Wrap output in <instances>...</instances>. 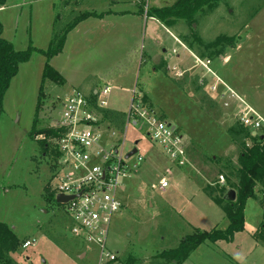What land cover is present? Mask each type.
Instances as JSON below:
<instances>
[{
    "label": "rangeland",
    "instance_id": "obj_1",
    "mask_svg": "<svg viewBox=\"0 0 264 264\" xmlns=\"http://www.w3.org/2000/svg\"><path fill=\"white\" fill-rule=\"evenodd\" d=\"M175 1L118 0L119 4L111 8L138 10L141 5L145 15L151 7L170 6ZM73 3L6 0V8L0 13L2 37L11 41L15 50L26 49L28 40L44 50L51 42L57 45L65 29L81 16L78 13L73 16L74 11L82 10ZM90 3L100 10L99 5L105 0L80 1L81 6ZM68 21L70 24L65 27ZM91 25L94 32L99 30L97 37L91 34L83 39L71 35L66 51L57 59L54 58L58 54L53 56L49 64L55 68L62 63L68 68L79 65L85 77L100 89L106 81L100 80L99 74L112 70L108 63L105 67L101 63L117 61L116 53L120 49L119 67H128V47H124L122 33L121 36L104 33L106 29L113 33L112 27H101L96 21ZM149 27L150 21L146 26L144 19L143 36L139 35L138 44L134 45L136 61L125 75L113 82L115 86L112 85L106 98L104 111L120 116L116 117L114 126L122 130L126 126L123 115L129 110L134 89L148 92L159 102L151 105L157 115L163 118L165 111L166 121L183 135L188 162L179 167L147 139L144 129L127 126L125 150L136 148L144 163L136 173L120 179L116 191L122 207L113 215L106 239L107 251L116 256L114 264H174L159 254L175 249L183 237L196 230L225 229L228 225L225 213L203 190L208 186L219 190L226 187L228 180L233 181L228 168L237 166L242 143L250 145L248 139L232 140L227 132L230 127L238 126L243 104L264 118V0H218L214 9L196 14L193 23L178 21L172 33L185 48L159 25ZM219 38L222 41L213 47ZM229 43L231 46H227ZM72 44L77 52L70 50ZM191 52L201 60H211L208 67L213 73L207 72L203 81L217 83L218 91L223 92L228 102L226 106L222 102L201 101L204 95L201 93L198 99L189 97L195 93V84L182 81L186 72L181 68L195 62ZM142 54L164 58L168 66L178 63L177 68L167 73L164 64H139L138 57ZM224 54L230 59L226 66L218 58ZM44 63L45 58L38 55L32 62L19 66L0 111V223L10 227L19 240L16 251L0 259V264H98L99 248L72 237L71 222L63 205L55 199H46L44 189L53 195L50 184H56L51 168L54 153L38 142L39 135L53 125L61 112L64 95L71 91L50 81L41 85ZM203 70L199 65L195 71L200 76ZM176 79L181 83L177 85L182 94L174 84ZM184 84L185 91L188 90L185 93ZM216 92L212 95L216 96ZM135 159L132 157L129 163ZM219 176H223L224 184L218 183ZM162 178L169 184L164 191L159 190ZM260 225H264V203L257 196L247 202L244 230L236 233L231 242L200 245L182 264H264V245L251 237L253 232L258 234ZM25 240H35L36 244L23 249Z\"/></svg>",
    "mask_w": 264,
    "mask_h": 264
},
{
    "label": "built area",
    "instance_id": "obj_2",
    "mask_svg": "<svg viewBox=\"0 0 264 264\" xmlns=\"http://www.w3.org/2000/svg\"><path fill=\"white\" fill-rule=\"evenodd\" d=\"M198 63L210 72L209 60H198ZM109 92L108 87L100 89L94 101L77 90L64 95L58 118L47 128L54 134L39 135V140L46 143L45 148L50 147L54 153L51 168L56 184H50L54 199L69 197L60 204L71 222L70 234L99 248L98 264H114L116 260L115 254L106 249V239L111 219L121 208L116 199L120 179L136 173L144 163L137 150L126 158L131 151L125 150L127 126L144 129L147 139L179 167L188 162L185 139L179 129L162 120L135 90L125 115L126 126L118 130L109 124L101 112L107 106ZM243 105L237 123L254 137L264 134V118L250 106ZM132 157L136 159L129 163ZM218 183H224L223 176H219ZM168 186L167 180L162 178L159 190L164 191ZM261 198L264 199V192ZM35 244V240H25L22 248Z\"/></svg>",
    "mask_w": 264,
    "mask_h": 264
},
{
    "label": "trees",
    "instance_id": "obj_3",
    "mask_svg": "<svg viewBox=\"0 0 264 264\" xmlns=\"http://www.w3.org/2000/svg\"><path fill=\"white\" fill-rule=\"evenodd\" d=\"M6 0H0V9L5 5ZM218 4V0H176L170 6L151 7L146 10V16L156 19L165 28L173 32V26L178 21L193 23L196 14L201 10L210 11ZM79 19L69 25L62 33V37L57 45L52 43L46 50L33 47L31 43L24 50H15L14 46L2 37L3 27L0 22V111L4 95L9 88L11 80L18 73L19 66L33 60L34 57L41 55L46 58L41 76V85L50 81L62 85L63 78L48 63L49 59L59 54L63 48L65 35L74 26ZM222 39H217L213 47H216ZM227 46H231L229 43ZM221 54V53H219ZM219 57V56H218ZM38 100L41 97V86L39 89ZM145 98V97H144ZM105 119H110L116 123V117H120L115 112L101 111ZM238 126L230 127L227 132L232 140L244 141L248 139L250 145L243 142V149L238 155V164L233 168H228L233 181H227L226 187H220L215 190L210 186L203 190L204 194L217 206H219L228 220L225 229L213 228L211 231H195L194 233L183 237L175 249L162 251L159 256L169 259L174 264H182L191 253L200 245L205 243L215 244L218 241L231 242L234 235L244 230L245 226V208L249 200L259 197L261 203V193L264 192V139L261 136H252L251 133ZM45 134H54L51 129L46 128ZM39 143L45 148L46 143L39 140ZM224 184V183H223ZM228 190H233L236 194L235 201H227L225 195ZM46 199L52 201L53 195L48 189H44ZM258 234L252 233L251 237L264 245V225H260ZM19 246V240L13 230L5 223H0V259L13 253ZM7 259V258H6ZM128 264V263H127Z\"/></svg>",
    "mask_w": 264,
    "mask_h": 264
},
{
    "label": "crops",
    "instance_id": "obj_4",
    "mask_svg": "<svg viewBox=\"0 0 264 264\" xmlns=\"http://www.w3.org/2000/svg\"><path fill=\"white\" fill-rule=\"evenodd\" d=\"M61 1L65 2V0H61ZM67 1H74L75 4L74 3L73 4L75 6H78V7H80L82 9V10H77V11L73 10L74 11L73 16L76 13H78L81 16L79 18H77L79 20L68 31L67 37L65 39V42H64V45H63V48H62L61 52H60V54L55 56L54 59H57L58 57H60V55L62 53H64L66 51L67 45H68V42L70 40V36L71 35L76 34V35L80 36V38H83V39H86L91 34H92V37H94V36L97 37V35L99 34V30H95V32H94V27H93L94 24L91 25V23L94 22V21H96L98 24H100L101 27L105 26V28H107L108 26H110V28L112 27L114 29L113 33L112 32H108L109 29L108 30L106 29L104 31V33L106 35L110 33V34H114V35L119 34V36H121V33L123 34L122 40H124V43H125L124 47H128V48H126V49H128L126 56L129 58V62H128L129 66L128 67L125 66L124 68H120L119 67V65L121 63V60L119 61L120 54H121V50L120 49H118L117 53H116V60L117 61L105 60L103 63H101V66H104V67L108 63L107 64L108 67L111 66L110 69H112V70H110V72L109 71L106 72V74L105 73H100L99 74V79L102 80V81H104V80L106 81L105 82V86H103L102 88H105V87L110 88V93H111L112 85L115 86V84L113 82L116 80V78L120 77L123 74L125 75V73L128 70V68L133 67L134 61H136L137 52L135 50L136 47L134 45L138 44L139 35L143 36V32L142 31H143L144 19L146 21V26H147L148 21H150V27L149 28H151L152 24H157V25L160 26V28H162L165 31V33H167L174 40L179 42L177 40V38L173 35V33L170 30H168L167 28H165L162 24H160L156 19L145 16L146 14L144 15V12L140 9L141 5H139V9L138 10H136V9H131V10L119 9V10H115V9H112L111 6H113L114 4L118 5L119 4L118 0H111V2H109L108 0H105V3H101L99 5V7H100L99 9L100 10H97L96 9V5L93 4V3H90V4L86 5V6H81L80 5V1L81 0H67ZM5 8H6V4L3 6V8L0 9V13L2 11H4ZM53 9H54V6L52 7V11L51 12H53ZM98 11H100V12H98ZM93 14L94 15L99 14V16H90V15H93ZM56 15L59 18V12H57ZM90 21H91V23H89ZM141 22H143V23H141ZM54 23H56V19L54 20ZM69 24L70 23L68 21L66 23L65 27L67 25H69ZM65 27L62 28V29H65ZM148 33H149V31H148ZM128 41H130V42H128ZM9 42L13 45V43L11 41H9ZM28 43L29 44L31 43V45L33 46L32 42H30V40H28ZM52 43L53 42H51V44ZM51 44L49 43V45H51ZM181 45L184 46L183 44H181ZM33 47H35V46H33ZM35 48H37V47H35ZM71 48H73V52H75L77 50V47L75 46V44L70 45V50H71ZM184 48H185V46H184ZM37 49H41V48H37ZM41 50H44V49H41ZM191 54H192L191 56L195 58V62L190 64V65H187L188 67H184L183 66L184 68H181V69H183L186 72L185 73L186 75H185V77L183 78L182 81L186 82V83L189 82L190 84H191V82H193L195 84V88H196L195 93L193 92V93L189 94V97L194 98V99L195 98L198 99L200 97V93H201V95L204 94L202 97H200L201 101L202 100H206V103L210 102V101H212V102L215 101L217 104H219V102H222V105L224 104L226 106L228 104V102L225 101L223 92H219L218 91L217 83L214 81L213 83L209 84L208 82L203 81L204 80V75L208 71H206V69H204L203 70L204 72L203 71L200 72V76L198 75V72L195 71L196 68H198V66L200 65V64H197V62H198V60H201V59H199L194 53L191 52ZM126 56H124V57L126 58ZM34 58H33V60H34ZM218 58L220 60V64L223 65V66H226V64L230 62V59H228L227 56H225V54L223 56H219ZM51 59L52 58L49 59L48 63L50 62ZM33 60H31L29 62H32ZM67 60L69 61L70 58L67 59ZM131 60H132V62H131ZM138 60H139V64H142V63H145V62H153V63L157 62L156 63L157 66H159V64L160 65L164 64L165 65V72H167V73H169L170 69H172L173 67L177 68L176 64H178V63H176L174 65L168 66L166 59H164V58L155 59V58H151L150 55L146 56L144 54H142V56H139ZM170 60L172 61V58H170ZM205 60H208V59H205ZM205 60H202V61H205ZM45 62H46V58H45ZM179 62L181 64L180 59H179ZM209 62L211 63V60H209ZM44 65H45V63H44ZM69 67L70 68L64 66L63 63H62V65L60 67L56 66V68H55V65H54V67H52L56 72L59 73V75L64 80V83L62 85H59V84H56V85H58L59 87H62L65 91L68 90V92L69 91H73V90L80 91L88 100L94 101L96 99L95 95H96L97 91H99L102 88H100V89L96 88L95 85L93 84V82H91L89 79H87L85 77V72L83 71V68H78L79 65H76V67L73 66V65H69ZM161 67L162 66H160L159 68L162 69ZM113 69H115V70H113ZM42 71H43V69H42ZM82 71H83V73H82ZM114 72H115V74H113ZM209 73L212 74L213 72H211V70H210ZM104 74H105V76L103 77ZM176 80L177 81L174 84L177 87V90L179 91V94H182V92H180L181 90L178 89L179 88L178 85H181V83H179V81H178L179 79H176ZM172 86L174 88V85H172ZM183 86L185 88L183 93H185V92L188 91V90L185 91L187 86H186V84H184ZM214 86H215V88H214ZM134 90L136 91V89H134ZM214 92L217 93L216 96L212 95V93H214ZM136 93L138 95L142 96V100L145 103H147L148 105H150V106L152 105V103H159L157 101H154L152 96L146 91H142L140 93L136 92ZM206 96H208V97H206ZM146 98H148L149 101H147ZM240 100H242V99H240ZM209 110H211V109L209 108ZM223 110L225 111V109H223ZM154 111L156 112V110H154ZM111 112H113V111H111ZM163 114H164L163 118H161L159 115L158 116L162 120L166 121L167 113L165 111H163ZM102 115H103V113H102ZM123 117H125V116L123 115ZM106 120L111 125L115 124L112 121H110V119H106ZM124 120H125V118H124ZM166 122H168V121H166ZM168 123H170V122H168ZM170 124H172V123H170Z\"/></svg>",
    "mask_w": 264,
    "mask_h": 264
},
{
    "label": "water",
    "instance_id": "obj_5",
    "mask_svg": "<svg viewBox=\"0 0 264 264\" xmlns=\"http://www.w3.org/2000/svg\"><path fill=\"white\" fill-rule=\"evenodd\" d=\"M261 139H264V136H261ZM136 153V148H133L127 155L126 158H129L130 156H132L133 154ZM225 199L227 201H235L236 199V194L233 190H228L226 195H225ZM69 200V197H64V196H57L55 201L56 203L60 204V203H65Z\"/></svg>",
    "mask_w": 264,
    "mask_h": 264
}]
</instances>
